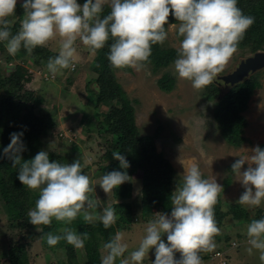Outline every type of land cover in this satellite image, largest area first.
<instances>
[{
    "label": "clouds",
    "instance_id": "9594fccd",
    "mask_svg": "<svg viewBox=\"0 0 264 264\" xmlns=\"http://www.w3.org/2000/svg\"><path fill=\"white\" fill-rule=\"evenodd\" d=\"M105 5L110 12L101 18ZM16 6L17 0H0V42H6L8 53L15 55L21 47L31 54L35 48L57 41L59 53L47 62V71L53 75L63 69L70 72L76 69L77 39L95 56L111 38L114 42L107 57L110 65L115 69L141 70L149 61L152 46L163 45L168 38L165 25L171 14L178 22L171 27L182 37L174 70L180 79L190 81L195 90L213 83L254 23V18L244 15L237 6V0H86L82 6L77 0H24L20 29L13 34V21L8 18L15 15ZM52 79L55 80L53 76ZM21 136L22 133L11 134L3 155L12 161L14 168L18 167L17 179L22 185L39 190L35 207L28 212L32 225L49 226L53 219L71 224L80 214L85 222L99 220L105 228L116 223L117 214L110 204L97 215L101 202L90 195L95 188L90 177L82 173L80 159L71 164L50 162L49 152L41 150L33 159L24 161ZM249 152L250 155L239 157L231 165L237 182L244 188L236 203L260 207L264 203V149L257 146ZM112 156L125 171H112L100 179L99 187L107 195L131 180L125 155L115 151ZM179 163L184 172L171 194L170 215L156 213L147 222L138 247L131 252L124 242L126 229L123 232L118 229L101 247V264H117V261L143 264L153 249L152 264H203L200 253L215 249L214 237L220 233V228L214 208L224 189L215 178H203L199 164L185 166L181 158ZM245 164L248 167L242 172ZM135 215L134 223L141 221L137 210ZM60 231L62 235L51 232L46 235L49 246L63 239L82 249L88 239L87 233L77 234L67 227ZM165 235L167 243L162 239ZM245 235L247 254L251 256L255 250L264 264V218L252 220ZM222 247L227 248L224 254L230 249L228 243ZM176 253L180 254L179 259L175 258ZM214 259L220 260L215 255ZM224 260L227 264L226 256ZM220 261L222 264V259Z\"/></svg>",
    "mask_w": 264,
    "mask_h": 264
},
{
    "label": "trees",
    "instance_id": "16d2710c",
    "mask_svg": "<svg viewBox=\"0 0 264 264\" xmlns=\"http://www.w3.org/2000/svg\"><path fill=\"white\" fill-rule=\"evenodd\" d=\"M21 5L22 3L17 4L15 15L8 18L13 21L11 24V32L13 34L19 31L20 21L23 19L24 10ZM237 6L242 10L244 15L254 18V23L247 29L237 49L251 54L264 51V0H237ZM109 12L110 8L105 5L101 13V18L109 14ZM174 23L178 24L174 16L170 14L168 25H165L166 32L169 25ZM113 42L109 38L105 47L97 51L96 57L88 65L89 69L95 74V77L93 74V77L86 81V89L91 88L93 93L91 98L98 104L104 98H108L114 102L111 112L107 114L93 113L89 116L90 118L95 117L92 127L96 133L106 135L116 142V145L112 149L105 150V153L99 157L96 162L97 169L91 178L100 181L107 173L112 171H125L120 168L119 162L113 159L112 154L115 151H119L125 155L130 164V167L126 170L128 176L131 178L130 182H126L114 189L106 198L111 197L113 199L110 205L117 214L116 223L109 228H105L99 220L92 223L85 222L82 214L78 215L71 224H64L53 219L51 225L37 227L42 229V231H37L36 227L29 222L28 212L35 207L39 193H34L27 186L19 182L17 179L18 167L14 168L12 166V161L3 155V150L10 144L11 134L22 133L21 140L25 151L21 153V157L22 160L27 161L33 159L38 152L43 150V142L46 139L60 138L58 134L54 135L51 132L54 130V126L57 128L56 120H53L47 125L44 122L49 119H45L42 116V112L38 113L39 106L42 104L47 105L45 98L39 97L35 91L29 92L27 88H25L26 91L23 89L24 86H28L37 78V74L41 80L44 81L45 79L47 82L53 81L52 76L56 79L59 75L58 73L53 75L47 71V62L49 58H53L54 51L48 49L46 46L37 47L33 50L34 54L39 57L37 64L45 68L39 70V72L41 71L40 74L24 65L28 54L24 48L11 57L12 62L16 64L11 70L12 73L8 81L7 93L0 94V122H2L0 124V218L5 217L7 219L5 230L3 228L0 230V241L7 239L9 247L7 249L8 256L3 264H30L28 253L29 249L31 250L33 248L36 237L44 240V245L42 246L43 251L44 247L48 245L46 235L49 232L55 235H62L60 230L65 227L70 228L77 234H88V239L85 241L90 246V250L85 251L89 257V261L86 263L101 264V239L108 242L118 229L122 231L123 229L129 228L135 221L136 208L141 213L138 215L140 220L154 216L155 210L158 209L166 214L171 212V194L176 189L175 177L177 172L166 157L162 153L157 152L155 148L156 135H141L140 128L136 122V112L133 102L129 99L116 76L118 70L132 72V68L115 69L110 65L107 57L110 45ZM5 44L6 42H0V47ZM176 59L177 48L169 46L167 39L163 45L152 46V54L146 64L151 66L154 74L162 73V76L158 79V87L163 92L169 93L176 88L177 77L168 70ZM74 64L77 67L76 63ZM67 72H70L69 69L62 70L66 80L74 83L75 79L70 74H67ZM83 73L84 71L82 70V73L78 74L76 79L80 80L84 76ZM1 84H3L1 87L6 86L5 82H1ZM90 84H92L91 87ZM260 86L259 74L257 76L252 75L232 86L224 94L225 96L218 99L215 103L214 118L218 123L222 137L233 146H241L246 141L244 129L248 125V122L243 114L249 108V101L254 91ZM19 88L23 89L21 92L23 95L18 93L17 89ZM206 89L208 91L207 96L215 98V100L221 93L220 88L214 82L207 86ZM17 99L21 101L16 102ZM25 106H27L26 110H29L28 115L22 117L21 113ZM260 148L264 149V144ZM44 151L46 150L44 149ZM81 152L79 146H74L67 159L64 157L60 158L57 153L49 152V160L50 162L59 161L61 164H71L73 160L80 159L83 165L82 173L85 174L89 172L91 166L88 160L82 161ZM136 175L141 177V194L137 196L134 192V185H139L136 182ZM100 209L102 210V208L97 209V215H99ZM230 210L234 215L235 223L237 225L243 223V217L246 212L240 209L238 205H232ZM230 210L225 211L223 202L218 198V203L214 208L218 227L224 224L225 219L231 213ZM245 218H249V216ZM258 218L261 219V214H258ZM8 234H10L9 238L7 237ZM225 236L226 239L220 241L222 235H216L218 240L215 242V249L210 252L200 253L203 264H208L214 260V255L217 251L224 252L226 250L222 247V244L219 247L218 243L220 242H227L230 246L229 251L239 248L241 242L238 236L236 239L231 238L229 235ZM234 241L237 244L232 246ZM48 247L53 253L61 252L65 256L64 258H60L59 256L56 264H76L78 261V255L75 257L73 251L74 246L68 244L63 239L57 245H48ZM133 248L129 250L133 251ZM229 251L225 252L227 264H229ZM254 254L255 259H258L259 253L254 250ZM246 256L249 258L252 257V255L249 256L248 254ZM154 259V253H149V256L145 257L143 264H152ZM117 264H119L118 261ZM234 264H237V262L234 261Z\"/></svg>",
    "mask_w": 264,
    "mask_h": 264
},
{
    "label": "rangeland",
    "instance_id": "374dc122",
    "mask_svg": "<svg viewBox=\"0 0 264 264\" xmlns=\"http://www.w3.org/2000/svg\"><path fill=\"white\" fill-rule=\"evenodd\" d=\"M23 2L24 0H17V4ZM85 2V0H77V3L81 6ZM167 33L168 45L178 49L182 37L177 35L176 29L172 28L171 25H169ZM75 46L77 51L74 63H76L77 67L71 73L67 72V74H70L75 79L74 83L68 82L61 70L58 72L59 76L50 82H47L44 78V81L41 80L37 74V78L28 85L29 87L26 85L23 89L26 91L25 88H27L29 92L35 91L39 97L45 98L47 105L42 104L38 109V113L42 112V116L45 119H49L44 122L45 124L49 125L53 120H56L57 128L54 126V130L51 132L54 135L58 134L60 138L46 139L43 142L42 149L57 153L60 158L64 157L67 159L74 146H79L83 159L81 157L78 158H81L82 161H86L87 159L91 166L89 172L85 173V175L90 176L93 187L95 188V192L90 195L94 198H101L102 194L99 193H102L103 190L99 187V180L92 179L91 177L97 169L96 162L99 157L105 153V150L112 149L116 145V142L106 135L96 133L92 127L95 117L90 118L89 116L93 113L107 114L111 112L114 102L108 98H104L98 104L91 98L93 93L91 88L86 89V81L93 77L94 73L89 69L88 65H90L96 55H91L88 48L79 39H77ZM46 47L54 51L53 57L58 55L59 46L57 41H50ZM22 48L19 51H22ZM251 55L253 54L237 49L224 70L213 81L220 88L221 92L216 100L215 98L207 96L208 91L206 88L195 90L190 81L180 79L174 70V63L168 70L177 77V83L176 88L169 93L160 90L158 87V79L162 76V73L154 74L150 65L145 64L139 71L132 68V72H125L123 70L116 72L118 81L127 93L129 99L133 102L136 112V122L140 128L141 135H156L155 148L157 152L162 153L175 168L177 172L175 185H177V181L181 179L180 176L184 172L182 164L179 163V159L181 158L185 162V166L190 163H197L200 166L203 178H215L217 183L222 185L224 191L220 193L219 198L223 202L225 211L230 210L232 205H238L240 209L246 212L244 217L249 216L250 219H244L243 217V223L237 225L234 215L230 210L231 213L225 219L224 224L219 227L220 233L218 235H222L220 241H224L226 239L225 235H229L234 239L238 236L241 242L238 249L229 251V264H234V261L237 264H261L259 257L255 259V254L251 258L246 256V248L248 245L246 244L245 232L247 225L252 220L259 219L258 214H261V218H264V203L260 207H248L236 203L244 188L237 182V177L232 173L231 165L239 157L250 155L249 151L251 149L264 144V69L250 75L257 76L259 74L261 86L254 91L249 101V108L243 114L248 125L244 129L246 141L241 146H233L222 137L218 123L214 118L215 103L218 99L225 96L224 94L232 87L224 84L220 77L233 72L241 61ZM13 56L8 53L6 44L0 47V79L3 78L0 80V94L7 93L8 81L12 73L11 70L16 64L11 60ZM38 59L39 57L32 51L31 54H27L24 65L40 74L41 71L39 72V70L45 68L37 64L39 62ZM82 70L84 71V76L80 80H77L76 77L82 73ZM218 80L219 82H217ZM1 82H5L6 86L1 87L3 85ZM91 86L92 84H90ZM23 89H17L20 95H23L21 94ZM18 101L21 100L17 99L16 102ZM26 109L27 106H25L21 113L22 117L28 115L29 110ZM247 167L248 165L245 164L241 171H245ZM136 182L139 183V185H134V192L137 196L141 194V177L139 175H136ZM33 192L39 193V190ZM109 195L105 194V198ZM156 213H161V211L159 209L155 210ZM138 214H140V211H138ZM153 218L154 216H151L139 222L132 223L129 228L124 232L122 231L125 233L124 242L129 245L128 252H131L129 250L130 248L137 245L133 248L135 250L138 247L139 241L144 236V229L147 222ZM6 221L7 219L5 217L0 218V230L2 228L5 230ZM35 227L37 228L39 226ZM7 237L9 238L10 234ZM162 239L167 243L166 235ZM216 240L218 238L215 236L214 242ZM7 242V239L0 241V263L2 264L8 256L7 249L9 247ZM43 243L44 240L42 238L36 237L33 248L31 250L29 249L28 253L30 264H56L59 256L60 258L65 257L61 252L53 253L50 251L48 245L42 251ZM104 243L106 242L101 239V247ZM222 243L223 246L227 245L226 242ZM222 243H218L219 247H221ZM88 250H90V246L86 241L82 249L74 247L75 257L78 255L76 264H87L86 262L89 261V257L85 251ZM128 252L125 253V256L128 255ZM154 252V249L150 251V253ZM175 258L179 259L180 254L176 253ZM208 264H219V260H212Z\"/></svg>",
    "mask_w": 264,
    "mask_h": 264
},
{
    "label": "water",
    "instance_id": "95a60500",
    "mask_svg": "<svg viewBox=\"0 0 264 264\" xmlns=\"http://www.w3.org/2000/svg\"><path fill=\"white\" fill-rule=\"evenodd\" d=\"M261 69H264V51L245 58L233 72L222 75L220 79L224 84L234 86Z\"/></svg>",
    "mask_w": 264,
    "mask_h": 264
},
{
    "label": "crops",
    "instance_id": "0c3cea01",
    "mask_svg": "<svg viewBox=\"0 0 264 264\" xmlns=\"http://www.w3.org/2000/svg\"><path fill=\"white\" fill-rule=\"evenodd\" d=\"M99 194H102V197L101 198H99V197H97L99 200H100V208H103V207H105V206H107V205H109V204H111L112 203V201H113V199L110 197V198H108V199H106L105 198V194H104V192H102V193H99ZM105 198V199H104ZM135 210H137V211H139L138 210V208H136ZM101 209H100V211H99V214L101 213ZM121 231V230H120ZM214 260H219V259H214ZM220 261V260H219ZM219 264H221V262H219Z\"/></svg>",
    "mask_w": 264,
    "mask_h": 264
},
{
    "label": "built area",
    "instance_id": "2783aa9c",
    "mask_svg": "<svg viewBox=\"0 0 264 264\" xmlns=\"http://www.w3.org/2000/svg\"><path fill=\"white\" fill-rule=\"evenodd\" d=\"M233 244L235 245V243H233ZM224 256H225V254L223 251L222 252L217 251L215 253V257L222 259V264H225Z\"/></svg>",
    "mask_w": 264,
    "mask_h": 264
},
{
    "label": "flooded vegetation",
    "instance_id": "af4514ba",
    "mask_svg": "<svg viewBox=\"0 0 264 264\" xmlns=\"http://www.w3.org/2000/svg\"><path fill=\"white\" fill-rule=\"evenodd\" d=\"M217 82H219V80Z\"/></svg>",
    "mask_w": 264,
    "mask_h": 264
}]
</instances>
